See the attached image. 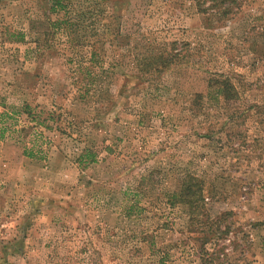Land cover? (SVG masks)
I'll return each mask as SVG.
<instances>
[{
	"label": "rangeland",
	"instance_id": "374dc122",
	"mask_svg": "<svg viewBox=\"0 0 264 264\" xmlns=\"http://www.w3.org/2000/svg\"><path fill=\"white\" fill-rule=\"evenodd\" d=\"M97 1L52 11L48 0H0V113L9 116L0 122V264H204L187 214L166 199L180 170L204 182L211 220L230 214L227 234L206 249L223 248L225 264H264V0H228L221 11L239 8L226 17L199 13L195 0H107L77 28L71 10ZM129 29L148 46L177 40L184 64L126 83ZM81 64L99 80L88 95ZM214 74L230 78L237 100L216 102ZM24 105L36 117L55 112L56 123L37 125ZM33 142L44 159L23 156ZM83 148L98 160L85 170L74 161ZM134 203L139 214L127 217Z\"/></svg>",
	"mask_w": 264,
	"mask_h": 264
},
{
	"label": "trees",
	"instance_id": "16d2710c",
	"mask_svg": "<svg viewBox=\"0 0 264 264\" xmlns=\"http://www.w3.org/2000/svg\"><path fill=\"white\" fill-rule=\"evenodd\" d=\"M106 1L107 0H99L95 2V7L91 8V6H88L86 8V11H83V8H81L80 11L71 10L70 15H73V17L70 16L72 23L77 25V28H80L84 26V22H87L89 20V17L84 18L86 14L93 15L95 14L93 13V11H96V15H102V12L96 10V8L101 5V2L104 3ZM226 1L228 0H219V2L217 0H195V7L199 13L207 14L209 13L207 12L208 10H213L216 15L220 13L219 15H222V17L231 16L239 7L233 10L232 7L235 6L236 2H229L230 6L223 8V10L221 11V4ZM48 3L50 4V10L52 11H65V9L70 4V0H48ZM206 4H208L207 7ZM69 22L70 21H67L65 22V24H69ZM70 26L72 27L73 25H69V27ZM66 30L69 31L70 28H67ZM124 36L125 41L128 43H126L125 47H127V45L129 46L130 44L133 63L132 74H125V79H127L126 83L129 82L131 85L137 86V84L143 85L148 84V82H155L157 80L159 81V79H161L164 74L173 69L181 67L184 64L183 60L185 59V56L183 53L185 49H179V46L181 45H179L180 42H177V40L161 43L155 41L150 44L151 46H148L144 41L136 39V37L138 36V31L136 30L132 31L129 29L124 33ZM81 39L83 38L79 39L77 37H74L73 40L70 39V42L73 45H79L80 42L78 41H83ZM133 41H135V44H131ZM112 42L113 41H111L110 43L112 44ZM186 45L187 44H185V46ZM93 51L94 49L91 51V54ZM92 56V58H94L95 55L93 54ZM88 68L89 67H83V64L79 65V70H86L87 85L83 90L84 95H88V92L90 90L96 88L99 81L98 76L95 74L96 72L87 70ZM105 74H107V72ZM131 81L135 83H132ZM207 87L211 91V93L214 92L216 97H214V99L216 100V102L218 101L219 97V99H221V102H223L224 104H228L231 101L237 100L239 97V94L233 83L230 81V78L223 77L219 74L210 76L207 82ZM203 99L204 96H202L201 94H195L192 97V106L198 107V104L202 103ZM23 113L27 114V117L30 119V121L32 120L36 122L37 125H45L46 127H48V129H51L56 123V113L52 111L48 112L46 114V117H43L41 113L37 114L38 116L36 117L34 114V116L31 114L32 111L30 112V107L28 105H24ZM6 117H9L8 114L6 112H1L0 122L4 123V119ZM49 120L53 121L52 126H48V124L46 125V122ZM1 129L2 130L0 131V137L3 138L4 133L8 130V128L6 126H3V128ZM29 129L30 128H28V126H24L19 129L20 131H17L18 133H24V136L19 140L23 141V139L28 137V131H30ZM55 130H61V128L57 126ZM203 137L209 139V136L207 134H205ZM19 140L17 141L18 143H20ZM22 154L23 156L30 159H44L46 156V152L36 146L34 142L31 148L27 147V145H24L22 147ZM74 161L82 170H85L88 167L98 163L97 154L91 148H83L82 150L80 149L77 156L75 155ZM150 174L152 179L154 171L150 172L149 176ZM157 174L161 175V171H157ZM178 174L181 175L178 177V179L176 176V179L179 183L178 190L167 192L165 195L167 202L171 208L180 206L182 207L183 212H185L188 216L190 223L187 225L185 233L188 235V238L193 239L198 244L195 248L196 251L194 252V254L197 255L198 260H200L204 264H225L222 263V260H219L220 258H226L227 256V254L224 252V249L213 248L210 251L206 249V245H210V243H213L215 239H221L224 237V235L227 234L228 229L221 230L220 225H222L225 216L230 214H221L220 217L216 218L215 220H211L209 215H207V213L205 212V205L203 203L204 182H202L198 177L194 176L186 170H180L177 175ZM141 192H143L142 182L139 184V188H137L136 191L128 193H131V195L135 199L141 195ZM136 207L137 203L128 205L126 207L124 213H126L127 217L131 218L133 215L139 214V212L136 211ZM241 235V239L247 236L245 231H241Z\"/></svg>",
	"mask_w": 264,
	"mask_h": 264
}]
</instances>
